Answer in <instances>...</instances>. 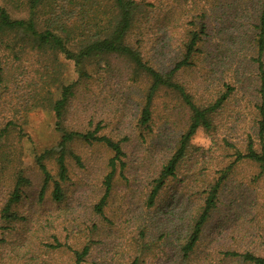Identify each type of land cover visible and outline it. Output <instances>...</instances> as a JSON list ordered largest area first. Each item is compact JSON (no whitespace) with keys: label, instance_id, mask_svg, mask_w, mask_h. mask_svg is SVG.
Segmentation results:
<instances>
[{"label":"trees","instance_id":"16d2710c","mask_svg":"<svg viewBox=\"0 0 264 264\" xmlns=\"http://www.w3.org/2000/svg\"><path fill=\"white\" fill-rule=\"evenodd\" d=\"M242 1V5L238 4ZM251 1L193 0L194 7L188 11L190 15L186 17L183 31L170 51L169 39L165 37L170 21L165 15L175 16L176 13L172 5L166 7L164 0H0V105L3 96L9 98L10 103L12 92L22 94L21 99L26 104H22V108L49 113L58 136L54 145L33 154L41 176L36 191L37 206L21 209L32 180L21 166L5 174L13 162L5 142L12 133L19 138L24 136L17 120L25 124L27 116L15 109L12 117L0 120V262L8 257L18 264H50L48 256L62 252L72 264H86L100 244L95 239L97 223L99 218L106 221L105 212L112 200L114 183L120 178L130 191L132 188L126 183L136 185L135 176H142L138 174L139 165H129L128 148L134 134L140 141L153 140L154 136L163 141L164 131L168 132V137L173 133V127H168L170 121L166 120L172 115L167 98L173 102V107L178 105L185 112L184 124L174 132L172 145L161 150L164 156L155 174L144 179L140 206L147 212L153 210L170 182L181 179V172H185L181 168L196 148L191 143L192 138L199 130L210 135L215 144L213 153L219 151L218 148L222 153L218 155L216 166L200 168L196 173L193 187L197 188V203L184 233L174 232V223L169 225V230L161 226L151 230L149 224L143 222L129 239L132 252L118 264H143L163 245L172 248L181 263H188L217 208L223 187L241 162L253 169L248 176L250 187L264 181V0ZM206 6H218L231 17L230 51L224 62L220 59L219 73H214L222 77L208 90L204 85L205 94L195 100L184 76L207 59L214 62L217 53L210 45L212 21ZM174 18L177 22L180 20V17ZM118 60L127 65L120 70L122 74H118L114 66ZM68 62L75 79L65 72ZM206 69L205 66L201 70ZM96 74H104L106 79L102 82L112 86L113 91L124 82L122 76L127 78L124 90L132 101V110L134 108V127H116L118 133L108 135L102 132L101 121L95 125L89 122L82 130L67 125L78 89L87 88ZM110 80H113L112 85ZM251 81L256 93L254 103L245 100L252 95ZM244 100L245 106L248 102L253 108L249 129L232 137L234 140L224 137L223 144L219 143L213 137L216 119L224 116L228 109L231 112L224 122L237 126L242 122L241 102ZM158 123L164 127H151ZM161 128L164 131H160ZM80 144H101L110 157L101 177L102 191L77 226L75 219H70L65 186L70 178L69 160L82 167L81 157L74 151V146ZM161 151L156 149L155 155H161ZM225 158L229 159L224 162ZM48 161L54 162L55 171L48 169ZM133 161L136 163L139 158ZM206 172H212L210 178H204ZM45 199L54 208L51 218L40 211ZM172 213L173 209H169L164 214L170 215L174 222ZM64 221L67 231L70 230L67 235L73 233V236L60 240L56 226ZM223 254L241 264H264V254L250 251Z\"/></svg>","mask_w":264,"mask_h":264},{"label":"rangeland","instance_id":"374dc122","mask_svg":"<svg viewBox=\"0 0 264 264\" xmlns=\"http://www.w3.org/2000/svg\"><path fill=\"white\" fill-rule=\"evenodd\" d=\"M164 1L166 7L169 8V5H172L176 13L175 16L180 17L177 22L174 20V15H165L170 22L174 21L171 23L172 26L169 22L168 26L170 27L166 28L165 32V37L169 39V49L172 51L177 44L180 32L183 31L185 21L188 19L186 17L190 15L188 11H192L190 9L194 7V4L193 0ZM247 2L252 1L247 0ZM242 3L243 1L238 4L242 5ZM205 10L212 21L210 28L213 34L211 35L210 45L216 48L217 53L214 62L207 59V61L197 66L194 71L184 76V81L190 83V89L195 100H200L202 95L205 94L203 91L204 85H207L208 90L210 87L215 86L216 81L220 79L219 77H222L221 74H218V70L222 68L219 66V62L220 59L224 62L226 55L230 51L228 37L231 28H228V26L231 17L222 13L218 6H206ZM213 52L215 53L214 50ZM114 66L119 72L118 74H122L120 70L127 67L122 60L115 61ZM205 66L207 69L205 71L201 70ZM65 70L70 77L75 79L76 76L72 71L70 62L67 63ZM216 71L218 72L217 76L214 75ZM103 75H94L87 88L78 89L67 118L69 127L82 130L88 127L89 122L95 125L96 122L101 121L102 125H104L102 132L108 135L118 133L116 127L119 129L120 127H134V120H132L134 108L132 110V101L127 97L126 90H124L127 78L122 76V81L124 82L118 86L116 91H113L112 86L109 84L105 85V82H102V80L106 79V76ZM113 77L116 78L117 74ZM113 80H110V84ZM249 86L252 95H248L245 100L254 103L256 101L254 97L256 93L252 89L254 88V81H251ZM21 96L22 94L12 92L10 103H8L9 98L5 99L4 96L2 97L0 120L12 117V111L15 109L21 115L27 116L25 124H22V120H17L22 125L21 129L24 136L19 138L15 133H12L6 139V151L12 155L13 162L5 174L8 175L15 167L21 166L26 175L32 180V186L25 191L26 197L21 204V209H28L29 206H35L37 201L36 191H38L41 177L34 164L33 154H38L44 148L54 145L58 136L54 132V121L51 115L45 111H33L25 109V107L23 109L22 104H26H24ZM245 100L241 102L243 113L240 117L242 122L237 126L232 127V124L224 122L228 116L227 114L231 112L228 109L224 114L225 117L221 115L216 119V129L213 137H216L219 143L223 144L222 139L224 137L229 138L230 141L231 139L234 140L235 138L232 137L238 136L242 131L249 129L253 108L252 104L248 102L245 106ZM158 102H161V100L159 99ZM166 102L172 114L170 115V120H166L170 121L168 127H173V133L168 137V132H165L163 128L160 131H164L161 139H164L165 143L169 144L166 145L164 140H158L156 136L153 137L154 141L148 138H145V141H140L137 139L136 134L133 133L135 138L128 148L131 162L129 165L132 167L135 164L139 165L140 172L138 174H142V176H135L136 181H138L136 185L131 182L126 183L132 188L130 191L127 190L120 178L114 183L111 195L112 200L105 212L106 221L99 218L97 223L98 231L95 239L98 240V243L100 241V244L98 249L96 247L91 259L86 264H94L96 261H98V264L124 262L129 253L132 252V241L129 239L135 228L143 222L148 223L149 228H152L151 230L158 226L169 230V225L174 223V232L184 233L185 231V224L189 221L191 212L197 203L195 195L197 188L193 187L194 179L197 178L196 173L200 168L216 166L219 160L218 155L222 153V150L218 148L219 151L213 153L215 152V144L211 142L210 135H205L203 131L199 130L192 138L191 143L196 148H193L194 151L190 155V159H186V163L181 168L185 170V172H181L183 174L181 179L170 182L168 189L161 195L159 203L156 204L153 210L147 212L143 209L140 203L143 200L144 179L155 174L160 160L164 156L162 151L172 145L174 132L182 129L184 124L185 112L183 109H180L178 105L173 107V102L167 98ZM151 127L164 126L158 123ZM156 130L154 128L155 135ZM166 137L168 139H165ZM161 145L165 146L162 147ZM153 149L155 151L156 149L162 150L161 155H155V151H153V155L151 153ZM74 151L80 155L83 164L79 168L72 160H69L70 178L65 186L69 197L66 203L68 204L70 219L74 218V225L80 226L82 217L88 214L90 207L96 202L97 196L102 191L100 189L101 177L107 170L105 164L110 157V153L101 144L92 146L76 145L74 146ZM228 151L231 152L230 149ZM135 157L139 158L136 163L133 161ZM228 159L225 158L224 162ZM46 165L48 169L55 171L54 162L48 161ZM252 171L253 169L244 162H241L238 168L233 171L231 178L222 189L217 208L213 212L210 223L205 226L194 253L189 256L188 263H181L174 250L163 245L162 248L160 247V249L151 253L143 264H241L234 258L231 259L224 256L223 253L225 251H250L258 255L264 254V181L262 180L256 186L253 184L254 187H250L247 182L248 176ZM205 174L204 178H210L212 172H206ZM129 177L133 178L131 175ZM193 194L194 196H192ZM40 205V211L46 216L51 218L54 215V208L47 199ZM169 209H173L174 216L172 217L174 222H172L170 215L164 214ZM66 226V221L56 226V234L60 240L73 236V233L67 235L70 230L67 231ZM48 257L47 260L50 264H72L70 258L62 252L52 253ZM0 264L18 263H13L12 260L6 257L1 260Z\"/></svg>","mask_w":264,"mask_h":264}]
</instances>
